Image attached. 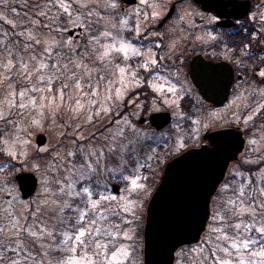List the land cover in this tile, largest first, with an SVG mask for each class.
<instances>
[{"label":"snow or ice","instance_id":"6c2138e0","mask_svg":"<svg viewBox=\"0 0 264 264\" xmlns=\"http://www.w3.org/2000/svg\"><path fill=\"white\" fill-rule=\"evenodd\" d=\"M12 2L0 0V155L7 157L0 160V264H130L146 202L157 203L163 182L152 185L162 163L188 154L189 141L225 118L242 132L211 136L199 150L207 165L170 179L160 243L168 264H264V55L251 70L255 87L240 76L218 109L193 96L180 71L175 25L195 35L194 17L204 19L195 9L181 8L173 27L154 32L175 10L171 0H128L131 8L121 0ZM20 7L28 10L22 19ZM251 18L261 26L246 47L254 41L264 53V13ZM161 104L174 123L156 135L141 125L144 112ZM55 118L64 120L63 139L30 154L29 129ZM243 132L237 162L216 174L218 138ZM17 157L30 173L13 176Z\"/></svg>","mask_w":264,"mask_h":264},{"label":"flooded vegetation","instance_id":"af4514ba","mask_svg":"<svg viewBox=\"0 0 264 264\" xmlns=\"http://www.w3.org/2000/svg\"><path fill=\"white\" fill-rule=\"evenodd\" d=\"M229 1L230 0H171V2L176 5L175 10H166L171 11V15L168 19L152 27L154 32H164L166 29L173 27L172 22L176 20L177 13L181 8H186L189 12L195 9L196 12L203 15V21H201L199 16L194 17L196 24L194 30L195 35L191 34L193 32L192 28L187 27L183 23H177L175 25V36L177 38H182L180 46L183 45L181 47L183 51V63L181 67H185L182 73L190 82V87L194 92L193 96L195 95L203 98L206 105L218 109L228 103L231 98L232 88L238 82L240 76H243L248 81L244 87H255V83L253 82L256 81L258 83V80L251 70L256 67L259 58L264 55V53H261L255 47L254 41L251 48L246 47L252 39L250 34L253 31V26L255 29H259L261 26L253 21L251 17L253 13H264V0H231V3H229ZM123 6L130 7L133 5L123 3ZM247 7L248 11H246ZM245 12H247V15L244 14ZM214 16L218 17V19L209 23V18ZM245 28L248 29V32L244 31ZM209 33H211V35H209ZM198 37H202V39H197ZM153 38L154 37L151 36L149 37V39ZM160 39L163 43L168 40L169 37L165 36ZM214 52L219 53V55H212ZM225 52L228 53L227 58L224 55ZM249 53H253L254 55L249 58ZM237 60L242 62L237 63ZM193 61H196L194 64L196 65L198 63V67H200L196 70V73L200 75V80L203 82V90H205L206 96L192 78L191 69ZM169 63H171V61H169ZM201 63L208 65L224 63V65L214 72L209 73L201 67ZM261 66L264 67V65ZM230 76L232 78V84L227 99L222 103H215L212 99L219 101L218 96L221 97L224 95L223 84L225 81H228ZM145 91H148V89L146 88ZM209 93L212 95H209ZM160 111H168L171 113L169 110H158L150 112L148 118L144 116L143 123H145L147 119L149 128L155 130L156 134L163 132V130L170 129L171 124L174 123L172 117V121L168 126L161 129L155 127L150 121V116ZM224 127H234L242 130V126H237L235 123L229 124L227 118L216 121L215 124H211L208 129L201 131L198 140L195 142L189 141L184 151L206 145L211 146L212 141L209 137L210 134ZM243 134L247 142L248 134L246 132H243ZM179 154L180 153H174L169 156L164 166L169 160ZM236 162L237 160L230 162L229 168Z\"/></svg>","mask_w":264,"mask_h":264},{"label":"water","instance_id":"95a60500","mask_svg":"<svg viewBox=\"0 0 264 264\" xmlns=\"http://www.w3.org/2000/svg\"><path fill=\"white\" fill-rule=\"evenodd\" d=\"M124 1L128 3V0H124ZM130 2H132V0H130ZM229 3H231V0L229 1ZM247 9L248 7L246 8V11H248ZM194 63H196V61L192 62V69H191L192 78L196 83V85L201 90V88L203 89V85H202L203 82L200 80L199 73H196V70L200 67H198V63L196 65ZM215 65H220L222 67L224 63H217ZM224 83L228 84L227 90H223L224 95H222L221 97L218 96L219 101L216 99H212L215 101V103H222L227 99L232 84L231 76L228 79V81H225ZM150 120L154 126L160 129L168 125L171 122L172 117L169 112H156L151 115ZM238 131L242 132V130L236 129L234 127H224L220 130L212 132L209 137L211 139V136L216 135V133L218 132L235 133ZM46 141H47V137L44 133H40L37 136V143L39 145L45 144ZM218 141L221 146V150L218 153L217 157L212 162L213 171L216 174H219L222 171L226 173L230 162L238 158L239 154L242 152L245 145V138L243 134L240 135L239 137H235L233 135L219 137ZM203 147L206 146H202L200 148L188 149L185 152L189 151V153L186 154L185 156L179 157L178 155L173 158L175 159L173 162H171L173 159L170 160L169 162L171 163L167 167L166 174L164 176L163 173L160 183L157 186L158 188L160 184L163 182V184L160 186L156 194V199L154 203L156 202L157 203L153 204L151 198L148 201L147 210H146V221L144 226V264H168L170 256L162 248L159 239V209L162 203L166 201L169 196V182L172 177L187 174L188 172L191 171L193 167H203L207 165L208 162L202 158L199 152V150ZM26 173H30V172H24L19 175ZM19 183L21 182L19 181ZM31 187H32L31 181L29 180L25 183V187L22 189V191L31 189Z\"/></svg>","mask_w":264,"mask_h":264},{"label":"rangeland","instance_id":"374dc122","mask_svg":"<svg viewBox=\"0 0 264 264\" xmlns=\"http://www.w3.org/2000/svg\"><path fill=\"white\" fill-rule=\"evenodd\" d=\"M18 2H19V0H13L11 6L15 7L16 3H18ZM31 2H32V0H29V3H31ZM131 7L132 6H130L128 8H131ZM20 8H17V13L19 15V18L22 19V18H24L23 11H25V9L23 7H22V9H20ZM0 11H4V9L0 8ZM8 19H16V17L13 16V14L8 13ZM0 27H6V24L3 21H0ZM182 46L183 45H181L180 48ZM184 68H185L184 66L181 67L180 71L183 72ZM245 88L251 89V88H253V86H248V87H245ZM193 94H194V92H193ZM158 110H169V111H171L170 109L165 107L163 104H161L158 108H156L154 110L153 109H149L148 111L144 112L143 115L147 116V118H148V115L150 114V112L158 111ZM63 125H64V120L63 119L55 118V122H53V119H49L48 121L43 122V124L41 126H34L33 128H30L29 129L30 135L28 137V139L30 140V146H29V149H28L29 153L30 154L43 155V153H38L37 150L38 149H42V148H51L53 146H57L58 142L63 139V137L61 136V132L64 131ZM141 127L150 129V130L155 132V130H153L152 128H149L147 119H146V122L141 125ZM168 130L169 129L163 130V132H167ZM163 132H159L156 135H160ZM39 133H44L47 136V141H46V143L44 145H38L37 142H36V138H37V135ZM149 134H151V132ZM4 159H7V157L4 158ZM4 159L1 158L0 160H4ZM13 162L16 163V168L12 170L13 176H16L18 173H21V172H24V171H30L31 172V166L30 165H28L26 167H23V168L21 167V165H23V163H24L23 159L17 157V158L14 159ZM164 163H162L161 168L159 170V174L155 177V179L153 181V185H152L153 186V190L155 189L157 183H159L160 176L162 175V168L164 166ZM15 183L19 187V184H18L17 180L15 181ZM147 202H146V205H147ZM146 205H145V208L143 210L144 211V215L146 214ZM144 223H145V218L143 217V220L140 223L138 238H137L136 242L131 245V247L136 250V253H135L134 256L131 257L130 264H143V260H144V252H143V247H144V240H143Z\"/></svg>","mask_w":264,"mask_h":264},{"label":"trees","instance_id":"16d2710c","mask_svg":"<svg viewBox=\"0 0 264 264\" xmlns=\"http://www.w3.org/2000/svg\"><path fill=\"white\" fill-rule=\"evenodd\" d=\"M20 9H22V7L20 8ZM28 10L27 9H25V11H23V13L25 14V12H27ZM2 157V156H1Z\"/></svg>","mask_w":264,"mask_h":264}]
</instances>
